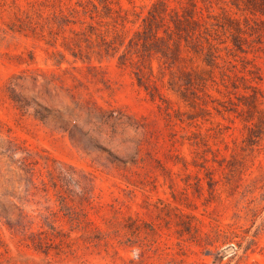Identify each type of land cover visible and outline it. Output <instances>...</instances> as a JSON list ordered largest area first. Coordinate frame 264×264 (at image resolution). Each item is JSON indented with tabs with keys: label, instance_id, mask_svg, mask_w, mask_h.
<instances>
[{
	"label": "rangeland",
	"instance_id": "rangeland-1",
	"mask_svg": "<svg viewBox=\"0 0 264 264\" xmlns=\"http://www.w3.org/2000/svg\"><path fill=\"white\" fill-rule=\"evenodd\" d=\"M28 1L0 0V144L24 149L60 197L25 206L30 230L15 210L0 217V264H264V23L247 15V53L222 51L204 87L153 60L151 98L116 57L64 52L56 65L43 40L12 32ZM153 1L121 3L143 16ZM56 200L81 228L60 214L62 235L29 236ZM85 216L100 231L138 228L103 236Z\"/></svg>",
	"mask_w": 264,
	"mask_h": 264
},
{
	"label": "trees",
	"instance_id": "trees-1",
	"mask_svg": "<svg viewBox=\"0 0 264 264\" xmlns=\"http://www.w3.org/2000/svg\"><path fill=\"white\" fill-rule=\"evenodd\" d=\"M232 9L243 18L236 17ZM247 15L254 22L264 23L261 19L264 0H155L143 16L133 8L124 7L121 0H30L25 8H17L8 27L14 33L41 39L52 47L51 55L58 58L56 65L64 60V52L82 62L93 56L100 60L116 57L118 66L133 67L139 86L155 98L159 90L150 84L153 60L159 64L161 73L169 70L174 79L184 78V85L192 86L199 80L204 87L207 81L204 76L211 79L213 71L221 68L222 51L232 57L247 53L245 35L250 28ZM228 78L221 70L223 84ZM181 87L180 96L186 99L187 89ZM251 98L254 99L251 109L255 110L256 97ZM36 166L37 162L17 144L12 141L0 144V217L7 219V210L19 212L24 230L34 226L24 212L28 203L35 201L37 205V200L49 203L52 197H60L56 182L45 181ZM56 201L57 210L52 203L43 208L44 213L37 214L41 222L36 226L37 233L31 232L29 236L62 235L55 226L60 214L81 228L72 212L62 210L66 205ZM82 223L103 236L119 234L120 227L133 234L138 228L132 220L127 226L109 223L106 231L94 227L86 216ZM6 225L13 228L8 222Z\"/></svg>",
	"mask_w": 264,
	"mask_h": 264
}]
</instances>
